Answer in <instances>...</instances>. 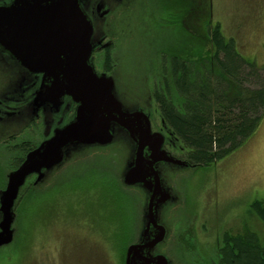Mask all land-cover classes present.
Here are the masks:
<instances>
[{"label":"rangeland","instance_id":"rangeland-1","mask_svg":"<svg viewBox=\"0 0 264 264\" xmlns=\"http://www.w3.org/2000/svg\"><path fill=\"white\" fill-rule=\"evenodd\" d=\"M189 2L197 5L195 15L198 19H195V27L187 32L179 12L176 16L169 9H163L162 0H133L129 31H123L121 27L125 33L121 31L117 38L121 56H117L115 50L111 56V62L117 65L116 71L109 75L114 83V98L122 105V111L145 114L151 130L153 126L163 124L150 92L151 82L154 85L161 78L159 54L166 49L168 56L184 52L198 60L207 57L210 47L204 44L202 35L206 33L203 22L209 15L222 27L227 38H233L243 58L264 69V0ZM176 22L178 24H173ZM4 74L0 73V84L5 79ZM262 119L255 134L241 148L206 168L181 160L185 149L175 140L172 153H166L184 163L157 165L161 188L173 200L162 207L168 208L165 224L170 225L172 232L167 236V247H161L160 253L165 256L164 250L167 251L171 264H216L221 237L224 234L241 235L243 227L248 226L258 237L260 246H264V226L254 222L253 216H248L245 221L227 217L248 206L255 198L264 201V116ZM10 122L1 124L0 140L14 128ZM165 130L171 135L166 126ZM110 132L112 140L107 145L96 146V150L99 149L93 153L95 157L64 169H60L62 166L53 169L71 176L69 180L83 181L72 184L76 193L67 199L61 184L58 190L47 192L36 201L28 200L31 199L28 195L23 199L25 202L17 210L12 225L13 242L0 248V264H118V254L106 240L113 234L110 230L122 234L117 245L125 248V259L126 246L135 240L142 222L146 189L121 183L119 175L130 165L133 146L122 127L114 126ZM3 145L0 142V146ZM10 151L0 150L5 166H0V186L6 182V165L10 166L16 153ZM143 152L148 155L145 149ZM54 171L37 186L48 182L50 186L57 177L50 175ZM241 215L240 212L238 216ZM205 221L209 222L206 235L199 229ZM221 223L224 226L218 233L217 245L213 238L214 226Z\"/></svg>","mask_w":264,"mask_h":264},{"label":"water","instance_id":"water-1","mask_svg":"<svg viewBox=\"0 0 264 264\" xmlns=\"http://www.w3.org/2000/svg\"><path fill=\"white\" fill-rule=\"evenodd\" d=\"M15 1L16 24L27 20L35 25L24 38L34 49L30 53L28 49L15 53L16 58L43 74V99L69 96L78 107L71 122L56 129L51 137L46 133L44 141L8 172L6 185L0 190V248L13 242L14 204L27 178L36 176L33 187H37L54 168L63 166L85 148L109 144L110 130L117 126L127 132L134 144L130 165L122 173V183L146 189L138 241L126 248L124 264H171L165 256L153 254L167 235L160 224V210L172 199L161 188L156 168L163 163L181 165L184 162L173 159L162 149L164 136L152 132L145 114L121 110L122 105L112 94L111 77L94 73L89 63L93 31L76 0H30L31 3H26L29 9L26 13L18 5L20 0ZM3 27L0 14V43L4 39Z\"/></svg>","mask_w":264,"mask_h":264},{"label":"trees","instance_id":"trees-1","mask_svg":"<svg viewBox=\"0 0 264 264\" xmlns=\"http://www.w3.org/2000/svg\"><path fill=\"white\" fill-rule=\"evenodd\" d=\"M162 6L176 16L179 12L184 20L182 26L187 32L195 27V3L180 0L176 5L163 3ZM207 12L204 15L208 17ZM190 19L193 21L190 22ZM203 23L206 26L203 41L210 47L208 56L199 60L184 52L168 56L166 49H159L158 51L163 50L158 57L161 60L158 67L161 78L159 83L154 81L153 85L151 82L150 92L161 123L166 126L172 140L179 141L185 149L181 160L195 167L206 168L235 153L257 131L264 116V69L243 58L233 38H227L222 27L213 22L210 15ZM106 62V67L112 68L113 62ZM148 66L151 67L149 64ZM152 72L151 70L149 75ZM22 141H11L6 137L0 140L1 145L4 144L0 146V150L16 152L9 162L10 166L6 165L7 174L18 167L25 155L37 145V142L30 143L29 137H24ZM92 148L95 151L97 147ZM86 150L87 148L71 160H76ZM2 160L3 157H0V166L4 168ZM78 163L79 161L75 164ZM60 169L50 174L52 177L57 176L50 186L48 182L46 185L33 187L31 176L28 177L14 204V214L17 215V210L21 208L27 195V198H31L28 200L36 201L47 192L58 190L61 184L67 192V199L72 193H76L72 184L83 181L69 180L71 176L67 177ZM4 187L5 184L1 185L0 190ZM252 207L264 221L262 205L254 202ZM110 232L113 234L106 240L112 244L113 250L115 248L118 264H124L125 248L117 245L122 238L121 233ZM244 237L237 240L225 237L222 250L224 256L221 260L223 264H264V246H259L254 234H246Z\"/></svg>","mask_w":264,"mask_h":264},{"label":"flooded vegetation","instance_id":"flooded-vegetation-1","mask_svg":"<svg viewBox=\"0 0 264 264\" xmlns=\"http://www.w3.org/2000/svg\"><path fill=\"white\" fill-rule=\"evenodd\" d=\"M76 1L78 3L79 9L84 13L86 19L90 22L91 29L93 31L91 37L93 49L91 51L92 54L90 56L89 63L91 64L94 73H97L98 75L104 74L109 76L116 71L117 65H113L112 68L106 67V61H112L111 56L113 55V50L116 51L117 56H119V54L121 56L119 51V41L117 38L122 30L127 31L128 29L129 31V25L131 22L130 13L132 10L131 2L133 3V0ZM27 2H30V0L19 1L18 5L22 8L21 11L23 13L29 11L26 5ZM162 2L166 5H176L180 2V0H162ZM16 3L17 2L15 0H0V14L2 15L4 23V39L3 42L0 43V73H5L3 75V78L5 79H2L0 84V126L2 123L11 121L10 124H13L14 128L10 133L6 134V139L11 141H22L24 137H29L30 143L37 142V145L31 149L34 150L44 141L46 133L48 135L47 137H51L56 129H62L64 126H66V124L71 122L75 118L74 114L78 106L77 103L74 102L69 96L60 98H55L54 96L48 99H43L42 92L44 87L43 85L45 84L43 74L33 71L30 69V64L26 62L23 64L21 60L19 61L16 58L17 56H15V53L20 54V52L26 49H28V53H30V51L34 49V46H32L29 41L24 40V38L29 36V33L33 31L35 26L34 23H28L27 20H25L23 23L16 24L18 18ZM126 24L127 27L125 28ZM123 31L121 33H125ZM116 61L118 64L119 60L116 59ZM108 68L110 70H108ZM2 87L4 89H2ZM152 130L153 132H158L164 135L162 149H164L166 152L170 151L172 153V149L174 147L172 136L166 133L165 126L163 124H160L159 127L155 125L152 127ZM92 147H88L83 154L78 156L79 158L76 160L70 159L60 168L64 169V167L67 168L68 165L75 164L78 161L80 162L83 160H88L89 157H93V153H97L98 149L92 151ZM131 151L133 154V148ZM122 173L123 172H121L119 177L121 181ZM31 179V183H33L36 179V176H31ZM137 188L140 189V187ZM198 198V202L200 203V197ZM171 202H173V200H170L166 203L169 204ZM254 202L261 204L264 208V201H262V199L260 200L255 198L250 204H248V206L240 208L238 211L231 213V215H228L227 217L231 216L234 221H239L241 218L245 221L248 216L250 218L253 216L254 222H258L257 224L261 227L264 226V221L256 214L252 207ZM203 203L204 202L202 199V204ZM249 207L252 213L250 212ZM167 210V207L164 209L161 208L159 213L160 224L166 230L167 235L163 242L159 243L153 250L154 255L162 253L161 247H167V236H169L171 234L170 232H172L170 230V225L165 224V213ZM199 212L200 210H198V213ZM240 212L242 215L238 216ZM208 225L209 222L205 221L199 226V229L205 235L206 232H208L206 230L208 229ZM223 226L224 225L222 223L218 227L214 226L216 228L214 232L215 235H213V238L216 242H214V244L218 245V233ZM141 227L142 222L137 229L135 240L128 246L137 243L140 232L138 230H140ZM243 230L244 232L241 235H235L234 233L224 234L221 237V245L217 248L218 250L216 253V259L218 260L216 264H223L221 260L224 256L222 250L224 247L225 237L237 240V238L242 239L246 234H254L249 226L248 228L243 227ZM254 236L256 237L255 234ZM257 241L259 243L258 237ZM201 243L204 244L202 241ZM166 252L167 251L164 250L165 257L170 260L171 258L168 257ZM170 261H172V259Z\"/></svg>","mask_w":264,"mask_h":264}]
</instances>
